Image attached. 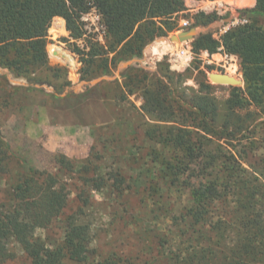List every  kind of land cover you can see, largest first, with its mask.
<instances>
[{
    "label": "trees",
    "instance_id": "trees-1",
    "mask_svg": "<svg viewBox=\"0 0 264 264\" xmlns=\"http://www.w3.org/2000/svg\"><path fill=\"white\" fill-rule=\"evenodd\" d=\"M92 9L105 29V43L93 42L84 29L82 17ZM187 11L185 0H0V67L31 84L45 83L48 72L57 78L64 75L70 83L66 69L50 66L47 51L48 31L60 17L69 36L83 43L71 48L84 64L82 79L90 80L98 61L108 75L117 60L140 56L149 43L168 36L174 29L171 20ZM237 12V19L245 23L231 27L219 40L205 33L193 41L195 52L213 54L223 47L240 59L246 88H232L223 103L204 72L199 88H191L189 95L177 88L182 75L175 83L163 68L150 77L131 67L123 76L122 87L129 94L139 92L143 113L158 123L146 138L163 148L162 153L154 152L161 173L177 179L198 166L204 176L191 204L172 217L177 245L169 249L164 237L154 243L163 264H264V184L243 164L247 146L238 150L235 144L240 147L242 134L249 132L257 116H264V0ZM217 18L200 12L196 22L209 24ZM105 84L110 83L101 82L98 88ZM112 84L120 87L118 81ZM56 88L61 92L64 87ZM164 149L171 151L169 156ZM128 155L137 159L133 150ZM12 156L0 133V186ZM29 173L12 186L10 204L0 207V263L15 258L9 245L17 243L32 264H131L117 252L103 254L92 247L91 224L80 212L66 216L67 232L58 245L37 236L36 231L51 225L66 205L52 183L44 186L45 172L30 168ZM46 175L50 183L52 175ZM121 182L125 184L124 177ZM33 209L36 212L30 214Z\"/></svg>",
    "mask_w": 264,
    "mask_h": 264
},
{
    "label": "rangeland",
    "instance_id": "rangeland-1",
    "mask_svg": "<svg viewBox=\"0 0 264 264\" xmlns=\"http://www.w3.org/2000/svg\"><path fill=\"white\" fill-rule=\"evenodd\" d=\"M186 6L187 12L171 20L173 31L149 43L140 56L117 60L108 75L103 73L104 67L99 61L94 64L92 83L94 80L110 83L97 91L93 86L90 88L89 79L81 77L67 84L64 75L57 78L49 72L43 76L45 83L31 84L23 78L28 82L27 87L10 85L5 74L8 70L0 67V73H4L0 75V133L13 155L9 174L1 182L0 207L10 204L12 186L30 177V168L45 172L44 186L52 183L66 205L63 215L36 231L37 236L52 246L61 243L67 232L66 216L79 212L91 224L92 247L103 254L117 252L130 258L131 264H163L157 258L158 248L154 244L160 241L158 238L169 240V249L177 245L172 235L175 230L172 217L191 204L204 176L198 166L193 167L194 173L181 174L177 179L161 173L163 168L155 163L154 152L162 153L163 148L155 140L146 138V132L158 123L143 113L141 94H129L122 87L123 76L131 67L149 73L150 77L163 68L175 83L180 80L178 75H182L177 88L186 89L189 95L191 88H199L198 82L204 80L200 72H204L220 103L230 97L232 88H246L236 55L227 54L223 47L213 54L205 50L195 52L194 40L179 43L170 41V37L197 28L199 35L211 33L219 40L231 27L242 24L236 20L237 11L248 6L243 0H186ZM200 12L216 14L218 18L209 24H197L196 15ZM88 14L82 17L84 29L93 42H100L102 24L92 11ZM184 22L188 23L187 27ZM73 44L83 46L81 41L69 36L65 20L55 18L48 31L50 66L72 72L76 68L81 70L84 64L71 51ZM53 47L56 49L52 51ZM209 73H226L243 84L213 83ZM115 81L119 82V88L112 84ZM18 82L13 80L14 84ZM55 84L58 89L64 87L61 92ZM251 109L256 111L254 107ZM242 136L245 140L241 146L238 142L235 144L238 150L247 146L243 164L264 184V116H257L249 132ZM247 140L253 146H248ZM131 150L137 159L128 155ZM168 152L171 151L164 149L165 155ZM46 173L52 175L50 183ZM122 177L125 184L121 182ZM173 182L179 186L171 187ZM85 201L88 204L82 208ZM34 212L35 209L30 214ZM9 248L16 254L15 258L0 264H32L19 244L11 243Z\"/></svg>",
    "mask_w": 264,
    "mask_h": 264
},
{
    "label": "water",
    "instance_id": "water-1",
    "mask_svg": "<svg viewBox=\"0 0 264 264\" xmlns=\"http://www.w3.org/2000/svg\"><path fill=\"white\" fill-rule=\"evenodd\" d=\"M198 35L197 28H191L181 31L178 35H172L170 41L179 43L193 41ZM208 78L211 82L222 85L241 86L243 84L242 80L231 77L226 73H209Z\"/></svg>",
    "mask_w": 264,
    "mask_h": 264
},
{
    "label": "crops",
    "instance_id": "crops-1",
    "mask_svg": "<svg viewBox=\"0 0 264 264\" xmlns=\"http://www.w3.org/2000/svg\"><path fill=\"white\" fill-rule=\"evenodd\" d=\"M186 2V0H185ZM246 2V5L248 6V8H252L256 5V0H247L245 1ZM58 18V17H57ZM7 73V79H8V82L10 85H18V86H23V87H27L28 86V82L26 80H24L23 78L22 79H16V77H14L12 74H10L8 71L5 72V74ZM74 74V75H73ZM0 75H4V73H0ZM13 80H19L20 82H18L17 84H14L13 83ZM81 80V70L77 71V68H76V71L74 70V72H72V70H69L67 71V81H69L70 83H74L76 81H79ZM89 85H90V88H92L91 86H93V89L95 91H97L98 89V85L101 83L97 82L96 80H94V82L92 83V81L90 80L89 81ZM87 85V83H86ZM61 100V99H59ZM58 126V125H57Z\"/></svg>",
    "mask_w": 264,
    "mask_h": 264
},
{
    "label": "built area",
    "instance_id": "built-area-1",
    "mask_svg": "<svg viewBox=\"0 0 264 264\" xmlns=\"http://www.w3.org/2000/svg\"><path fill=\"white\" fill-rule=\"evenodd\" d=\"M91 11H92V13L95 14V18L97 19V21H100V16L97 14L96 10H95V9H92ZM89 13H90V12H89ZM85 15L87 16V15H89V14H85ZM85 15H84V16H85ZM236 20H239V19L236 18ZM239 21L242 22V23H245V22H246V20H239ZM184 26L187 27V26H188V23H187V22H184ZM99 28L101 29V32H102V33H101V35L99 36L98 40H99L101 43H104V37H103V34H105V29H104L103 25H101Z\"/></svg>",
    "mask_w": 264,
    "mask_h": 264
},
{
    "label": "bare ground",
    "instance_id": "bare-ground-1",
    "mask_svg": "<svg viewBox=\"0 0 264 264\" xmlns=\"http://www.w3.org/2000/svg\"><path fill=\"white\" fill-rule=\"evenodd\" d=\"M61 23H63V22L61 21ZM55 49H56V47H53L51 50L53 51V50H55ZM54 52H56V54L59 56V54H60L59 52H57V51H54ZM65 58H66V56L64 57V59H65ZM66 59H67V58H66ZM66 59H65V60H66Z\"/></svg>",
    "mask_w": 264,
    "mask_h": 264
}]
</instances>
